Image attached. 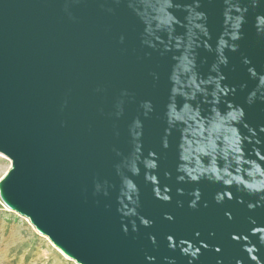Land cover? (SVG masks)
Listing matches in <instances>:
<instances>
[{
    "label": "water",
    "instance_id": "obj_1",
    "mask_svg": "<svg viewBox=\"0 0 264 264\" xmlns=\"http://www.w3.org/2000/svg\"><path fill=\"white\" fill-rule=\"evenodd\" d=\"M0 154L77 264H264V0H0Z\"/></svg>",
    "mask_w": 264,
    "mask_h": 264
},
{
    "label": "rangeland",
    "instance_id": "obj_2",
    "mask_svg": "<svg viewBox=\"0 0 264 264\" xmlns=\"http://www.w3.org/2000/svg\"><path fill=\"white\" fill-rule=\"evenodd\" d=\"M11 162L0 156V180ZM0 264H77L41 235L29 219L8 209L0 199Z\"/></svg>",
    "mask_w": 264,
    "mask_h": 264
},
{
    "label": "bare ground",
    "instance_id": "obj_3",
    "mask_svg": "<svg viewBox=\"0 0 264 264\" xmlns=\"http://www.w3.org/2000/svg\"><path fill=\"white\" fill-rule=\"evenodd\" d=\"M0 156H3L2 154H0ZM59 250V249H58ZM67 257V256H66Z\"/></svg>",
    "mask_w": 264,
    "mask_h": 264
}]
</instances>
